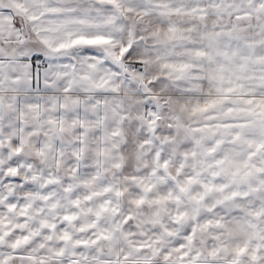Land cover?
<instances>
[{
	"label": "snow or ice",
	"instance_id": "obj_1",
	"mask_svg": "<svg viewBox=\"0 0 264 264\" xmlns=\"http://www.w3.org/2000/svg\"><path fill=\"white\" fill-rule=\"evenodd\" d=\"M0 264H264V0H0Z\"/></svg>",
	"mask_w": 264,
	"mask_h": 264
}]
</instances>
